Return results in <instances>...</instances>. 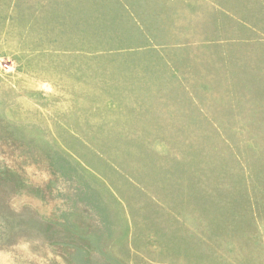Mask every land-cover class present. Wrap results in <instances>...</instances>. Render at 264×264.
Segmentation results:
<instances>
[{
  "label": "rangeland",
  "instance_id": "374dc122",
  "mask_svg": "<svg viewBox=\"0 0 264 264\" xmlns=\"http://www.w3.org/2000/svg\"><path fill=\"white\" fill-rule=\"evenodd\" d=\"M0 264H264V0H0Z\"/></svg>",
  "mask_w": 264,
  "mask_h": 264
}]
</instances>
